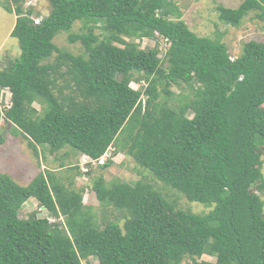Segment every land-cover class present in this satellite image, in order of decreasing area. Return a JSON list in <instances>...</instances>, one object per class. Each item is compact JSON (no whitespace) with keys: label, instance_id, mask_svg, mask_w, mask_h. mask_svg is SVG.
<instances>
[{"label":"trees","instance_id":"16d2710c","mask_svg":"<svg viewBox=\"0 0 264 264\" xmlns=\"http://www.w3.org/2000/svg\"><path fill=\"white\" fill-rule=\"evenodd\" d=\"M47 1L39 19L26 0L1 3L15 16L10 36L19 49L0 58V88L10 95L2 116L11 132L36 157L39 146L68 147L98 160L114 146L187 201L211 208L193 213L149 182L106 185L99 176L97 199L119 210L123 223H98L82 191L53 173L21 185L0 172V264L89 257L99 264H264V42L246 41L232 58L223 42L196 35L172 0ZM216 9L233 26L251 11L264 19V0ZM77 21L84 31L73 33ZM61 32L80 43V53L55 44ZM144 38L154 47L141 48L136 39ZM172 87L187 91L176 105L169 104ZM28 200L47 216L19 217Z\"/></svg>","mask_w":264,"mask_h":264},{"label":"rangeland","instance_id":"374dc122","mask_svg":"<svg viewBox=\"0 0 264 264\" xmlns=\"http://www.w3.org/2000/svg\"><path fill=\"white\" fill-rule=\"evenodd\" d=\"M4 1L0 0V58L4 56L14 57L19 52L16 39L10 36L15 16L1 7V3ZM172 1L181 12V18L196 35L218 39L223 42L232 58L242 52L244 42L249 40L264 42V19H259L256 16L257 12H249L238 26L223 23L218 19L217 5L235 8L242 0ZM24 7H32L35 15H38L37 19L45 16L49 11L47 0H26ZM100 26L101 24L97 23L94 27V32L102 36L104 32ZM82 28L83 22L77 21L74 23L71 32L79 33L84 31ZM158 41V56L162 57L167 44L161 38ZM54 42L60 49L73 54H78L82 50L79 42H68L66 32L58 33L54 38ZM136 42H139L141 48H152L156 44L155 40L146 38L142 40L136 39ZM130 86L136 89L144 86V83L142 81L139 83L131 82ZM172 92L173 95L169 98L170 105L178 104L180 99L176 95L181 97L180 94L187 93V91L179 90L176 87H172ZM9 97L8 90L0 88V137H2V142H0V172L7 173L17 183L26 185L38 172L49 171L68 189L82 191V203L84 207H88L91 213L94 214L98 223H102L106 218H117L120 225L123 223L122 213L119 210L113 206L102 204L97 199L92 186L99 176L104 178L106 185H110L114 181H124L131 184L139 180L149 182L168 200L174 201L178 208L189 209L193 213H207L211 208L203 203L187 201L176 190L167 188L152 178L148 172L143 171L124 151L114 153V146L109 147L99 160H89L68 147L51 152L46 146H39L42 154L36 157L27 146L25 139L18 134L12 133L10 124L3 120L2 113L10 104ZM34 106L39 109L37 104H34ZM259 151L261 153L262 174L264 177V148L260 147ZM109 159L111 164L101 167V164ZM262 198L264 199V197ZM34 211L37 216H47L45 208L38 207L37 203L31 200L26 201L22 205L18 215L21 218H27ZM50 219L53 220L52 218ZM201 259L214 260L213 257L208 255H203ZM185 261H189V259H185ZM82 264L99 263L95 257H89L82 260Z\"/></svg>","mask_w":264,"mask_h":264},{"label":"clouds","instance_id":"9594fccd","mask_svg":"<svg viewBox=\"0 0 264 264\" xmlns=\"http://www.w3.org/2000/svg\"><path fill=\"white\" fill-rule=\"evenodd\" d=\"M85 157V156H84ZM99 160V159H98Z\"/></svg>","mask_w":264,"mask_h":264}]
</instances>
